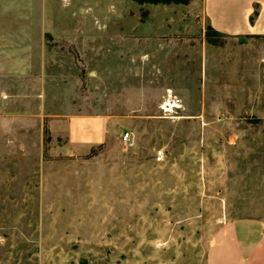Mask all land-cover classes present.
<instances>
[{
	"label": "rangeland",
	"instance_id": "obj_1",
	"mask_svg": "<svg viewBox=\"0 0 264 264\" xmlns=\"http://www.w3.org/2000/svg\"><path fill=\"white\" fill-rule=\"evenodd\" d=\"M25 1L5 21L29 45H0V264H264L259 2L232 34L206 0ZM96 115L102 142L70 145Z\"/></svg>",
	"mask_w": 264,
	"mask_h": 264
},
{
	"label": "crops",
	"instance_id": "obj_2",
	"mask_svg": "<svg viewBox=\"0 0 264 264\" xmlns=\"http://www.w3.org/2000/svg\"><path fill=\"white\" fill-rule=\"evenodd\" d=\"M9 1L10 0H0V19L3 20L2 24H0V45L3 39V41L10 39V45L16 44L21 47L28 46L30 43L29 31L31 27L27 19L22 20L23 22L21 23L19 29L16 28L15 35L14 27L7 26L5 19H8L12 13V10H14L13 7L8 4ZM254 1L259 2L261 10L263 11L264 0H242V3L237 5L236 12L238 14V18H229V21H227V18H221L222 20H220L222 12H219L218 10L219 2H217V0H206L208 16L210 17L213 26L223 32L234 34L238 32H243L245 30H250L252 26L248 23V17L252 11V4ZM58 2H60V0H58ZM15 8L18 9V7ZM19 10L20 13L23 14L24 12L28 11V6L26 4H22V6L19 7ZM216 22H219V24H217ZM39 26L42 28V31L44 33L50 32V25L45 24V21ZM56 26L57 25H55V23L53 26H51L53 30L52 32L54 34L63 29L61 27ZM4 53V49L0 51V54ZM64 123L68 143L74 147L81 146L87 148L92 145L101 143L104 138L106 119L102 116H72L67 118ZM214 264L225 263H223V261H216L214 262Z\"/></svg>",
	"mask_w": 264,
	"mask_h": 264
},
{
	"label": "built area",
	"instance_id": "obj_3",
	"mask_svg": "<svg viewBox=\"0 0 264 264\" xmlns=\"http://www.w3.org/2000/svg\"><path fill=\"white\" fill-rule=\"evenodd\" d=\"M121 139L124 142L128 141L130 139V132L127 131V132L123 133L122 136H121Z\"/></svg>",
	"mask_w": 264,
	"mask_h": 264
}]
</instances>
